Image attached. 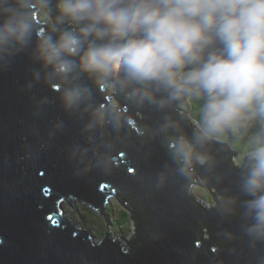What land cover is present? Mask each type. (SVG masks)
Masks as SVG:
<instances>
[{
  "label": "clouds",
  "instance_id": "clouds-1",
  "mask_svg": "<svg viewBox=\"0 0 264 264\" xmlns=\"http://www.w3.org/2000/svg\"><path fill=\"white\" fill-rule=\"evenodd\" d=\"M25 50L42 70L33 79L60 108L83 106L85 128L102 131L103 139L85 137L67 150L78 176L117 167L129 107L183 106L190 121L198 104L190 131L172 119L162 126L172 132L166 152L186 177L213 159L208 145L227 156L242 145L243 162L231 165L237 191H224L216 213L243 217L250 246L264 243V0H0V72ZM98 93L110 99L98 102ZM142 128L149 139L150 125Z\"/></svg>",
  "mask_w": 264,
  "mask_h": 264
},
{
  "label": "water",
  "instance_id": "water-1",
  "mask_svg": "<svg viewBox=\"0 0 264 264\" xmlns=\"http://www.w3.org/2000/svg\"><path fill=\"white\" fill-rule=\"evenodd\" d=\"M9 60L11 68L0 72V264H258L264 257V243L251 247L241 234L243 217L216 213L224 191H237L240 173L231 168L235 156L208 145L213 159L184 177L167 154L172 135L162 134L167 120L191 129L181 106L174 111L154 105L144 111L129 107V122L136 120L142 131L128 123L119 133L123 142L117 167L110 174L93 168L78 176L66 152L85 137L103 139L101 129H86L89 118L83 106L62 110L56 94L33 79L32 72L42 75V70L28 50ZM96 98L108 100L101 93ZM145 123L150 125L149 139ZM198 175L220 199L213 194V207L192 192ZM160 180L165 183L157 186ZM114 194L134 201L130 243L124 247L110 239L97 243L93 234L64 215L62 204H88L79 198L84 197L104 218L105 202L117 200ZM206 229L211 236L206 237ZM228 231L237 233L236 238L226 240Z\"/></svg>",
  "mask_w": 264,
  "mask_h": 264
},
{
  "label": "rangeland",
  "instance_id": "rangeland-1",
  "mask_svg": "<svg viewBox=\"0 0 264 264\" xmlns=\"http://www.w3.org/2000/svg\"><path fill=\"white\" fill-rule=\"evenodd\" d=\"M193 105L191 104L188 109V115L192 113ZM180 112H184L183 106L180 107ZM244 148L243 146L238 147L237 155L234 157V163L239 165L243 162ZM197 182L192 187V192L197 193L200 198L205 197L203 195L209 196L210 199H213L209 202L208 199L207 205L213 207V202L215 189L208 188L203 186L201 176H199ZM217 200H220L218 195H216ZM203 199V198H202ZM115 199H107L105 202L106 213L103 212L104 218L95 212V206L86 204L80 201L72 200L71 204H62L64 206L65 212L64 215L67 219L71 220L74 224L79 226L82 230H88L91 234L94 235V240L100 242L102 239H110L117 237L121 241L123 245L129 244L130 242V234L129 228H123V225L118 223L120 217H125V213H123L124 206H120V201ZM205 202V200L203 199ZM212 203V204H211ZM216 205V203H214ZM114 222V223H113ZM128 225V224H127ZM129 227V226H128ZM125 231H120V230ZM111 240V239H110ZM118 241V240H116ZM120 245V243H118ZM121 246V245H120Z\"/></svg>",
  "mask_w": 264,
  "mask_h": 264
},
{
  "label": "trees",
  "instance_id": "trees-1",
  "mask_svg": "<svg viewBox=\"0 0 264 264\" xmlns=\"http://www.w3.org/2000/svg\"><path fill=\"white\" fill-rule=\"evenodd\" d=\"M108 99H110L109 97H108ZM192 105H193V110H192V113L189 115L190 117H191V121H192V123H195L196 121H197V118H198V112H199V106H198V104H196V103H192ZM137 116L138 117H141V114L140 113H138L137 114ZM131 125H133V128L134 129H138V131H142V129H141V127L139 126V124H137V122H136V120H134V119H131L130 120V122H129ZM197 179H199V177H196V180ZM200 180V179H199ZM192 187H194L193 185H192ZM208 188H210L209 186H208ZM192 189V188H191ZM195 195H196V198H197V193L195 192L194 193ZM114 196L116 197V199L118 200V201H120L119 203H120V205H123L124 206V209H126V210H124L123 211V213H125V217H120L119 219V221H118V223H120V224H122L123 225V228H124V230L127 228H131L130 226H131V214H130V212H129V210H131V211H133V209H134V205H133V200L132 199H129L128 197H124V196H122V195H116V194H114ZM203 196H205V197H202L204 200H205V202L204 203H207V202H209L210 200H211V202L213 201V199H210L209 198V196L207 197L206 195H203ZM213 196V195H212ZM79 198H81V199H83L85 202H87L88 204H91L90 203V201L87 199V198H84V197H79ZM206 199H208V201L206 200ZM215 200V199H214ZM114 201H116V200H114ZM207 201V202H206ZM213 203H215V202H213ZM93 204V203H92ZM212 204V203H211ZM94 205V204H93ZM114 223V222H113ZM134 223L135 224H133L134 226H136L137 227V221L135 220L134 221ZM129 225V227H128V225ZM123 228H122V230H120V231H124L123 230ZM137 229V228H136ZM126 231V230H125ZM124 231V232H125ZM209 234H210V236H211V233H210V230L209 229H206L205 230V235H206V237L207 236H209ZM133 236H135V235H133ZM105 239V238H104ZM104 239H102L101 241H103ZM111 239H114V240H118L119 241V243H120V245L121 246H125V245H123L122 243H121V241L119 240V239H117V237H114V238H111ZM130 242V241H129Z\"/></svg>",
  "mask_w": 264,
  "mask_h": 264
},
{
  "label": "bare ground",
  "instance_id": "bare-ground-1",
  "mask_svg": "<svg viewBox=\"0 0 264 264\" xmlns=\"http://www.w3.org/2000/svg\"><path fill=\"white\" fill-rule=\"evenodd\" d=\"M108 100H109V99H108ZM180 113H181V112H180ZM199 176H200V175H199ZM197 177H198V176H197ZM195 181L197 182V180H195ZM196 182H195V183H196ZM214 194H216V195H217V193H216V192H214ZM214 197H215V196H214ZM201 200L203 201V199H202V198H201ZM217 201H219V200H217ZM110 239H111V238H110ZM111 241H113V242L115 241L116 243H119V241H116V240H114V239H111ZM126 245H127V244H126Z\"/></svg>",
  "mask_w": 264,
  "mask_h": 264
},
{
  "label": "snow or ice",
  "instance_id": "snow-or-ice-1",
  "mask_svg": "<svg viewBox=\"0 0 264 264\" xmlns=\"http://www.w3.org/2000/svg\"><path fill=\"white\" fill-rule=\"evenodd\" d=\"M128 171H129V172H134L135 169H134V168H129ZM100 187L103 188V187H105V186H104V185H101Z\"/></svg>",
  "mask_w": 264,
  "mask_h": 264
}]
</instances>
